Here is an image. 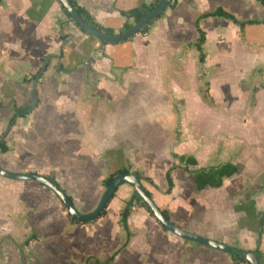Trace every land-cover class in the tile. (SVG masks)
<instances>
[{
    "label": "crops",
    "instance_id": "0c3cea01",
    "mask_svg": "<svg viewBox=\"0 0 264 264\" xmlns=\"http://www.w3.org/2000/svg\"><path fill=\"white\" fill-rule=\"evenodd\" d=\"M75 1L102 26L120 30L126 22L134 23L123 11L156 0ZM218 7L241 21L264 20V4L258 0H177L146 32L121 42L102 43L69 17L60 0H0V141L5 139L9 147L7 152L0 150V166L9 167L13 163L15 169L23 172L68 171L85 177L86 171H105L107 175L130 165L158 185L159 189L144 181L152 197L167 188V183L156 182L154 173L174 166L175 186L171 193L160 196L159 207L167 209L173 220L193 233L239 243L243 249L259 250L264 264V232L258 243L261 216L251 214L244 217V222L237 221L222 200L224 196L220 197L228 182L236 178L231 176L236 171L191 168L184 164L188 156L181 144L170 145L167 141L170 134L167 96L173 95L167 81L172 79L177 95L186 88L189 95L191 91L195 93L201 63L196 21ZM199 26L206 34L203 48L210 40L216 47L242 48L240 60L245 65H254L240 69V78L259 67L258 78L264 82V22L241 27L230 19L210 16L199 19ZM204 52L206 58L201 64H205L215 86L219 83L209 70L212 56ZM221 85L223 95L230 94ZM263 94L261 86L256 93L257 104L262 102ZM25 107H32V112L17 115L10 125L18 109ZM182 155L184 159H179ZM196 159L199 163L201 155ZM242 174L245 178L252 177L256 171H240L239 175ZM128 184L123 189L121 185L118 187L105 215L82 222L83 227L78 228L92 229L98 237L120 228L124 230L121 211L135 190ZM100 185L104 187L102 181ZM193 193H197L195 199ZM117 200H124V205L121 201L115 207L112 221L109 213H113ZM73 202L76 205L74 199ZM144 221L161 224L145 207L136 206L128 219L132 235L133 226ZM123 245L110 256H117Z\"/></svg>",
    "mask_w": 264,
    "mask_h": 264
},
{
    "label": "rangeland",
    "instance_id": "374dc122",
    "mask_svg": "<svg viewBox=\"0 0 264 264\" xmlns=\"http://www.w3.org/2000/svg\"><path fill=\"white\" fill-rule=\"evenodd\" d=\"M193 50L199 54L197 48ZM204 50L212 56L209 70L219 84L213 86L212 76L201 63L196 94L191 91L189 95L190 90L186 88L177 95L172 79L167 81L171 84L168 88L173 89V95L167 96L170 105L167 141L170 145L181 144L183 153L188 156L184 164L191 168L236 171L231 175L236 178L228 182L220 197L224 196L222 200L229 206L233 218L244 222V217L251 214L260 217L264 211V94L259 104L256 96L258 89L264 87V82L258 78L261 69L256 67L240 78V69H250L254 65H245L240 60L242 48L216 47L210 40ZM221 84L230 94L223 95ZM198 154L201 155L199 163ZM53 162L58 164L57 160ZM11 164L3 168L23 172ZM168 168L154 173L158 184L166 185ZM240 171H256V174L245 178L239 175ZM104 172L86 171L85 177L71 175L68 171L40 173L55 177L70 191L77 209L88 213L98 206L105 192L106 187L100 185L106 176ZM126 185L129 184H122L120 189ZM46 187L36 181L0 175V264H236L230 254L173 235L161 224L149 221L134 225L127 246L111 262L105 263L126 241V231L120 228L98 237L92 229L78 228L83 224H73L60 197ZM203 189L205 187L196 188L194 192ZM160 196L164 193L153 194L158 206ZM192 196L195 199L197 193ZM121 201L124 205V200H117L113 213H109L110 220H114L115 207L121 205ZM170 218L173 222L176 220ZM175 222L183 230L192 232L184 224ZM197 234L211 238L207 234ZM27 239L29 243L26 244ZM214 240L242 248L239 243Z\"/></svg>",
    "mask_w": 264,
    "mask_h": 264
},
{
    "label": "water",
    "instance_id": "95a60500",
    "mask_svg": "<svg viewBox=\"0 0 264 264\" xmlns=\"http://www.w3.org/2000/svg\"><path fill=\"white\" fill-rule=\"evenodd\" d=\"M60 1L63 3L67 11L71 14V19L73 21L79 23V25L82 28H84L91 36L95 37L98 40L107 41L109 43L121 42L136 35L141 30H143L145 26L149 25L151 21H154L171 3L174 2V0H161L159 4L152 11H150L147 15H145L141 20L134 23L130 29L124 30L121 33H117L115 35H108L103 31H99L96 28H94L84 17H82L78 13L74 5L72 4L71 0H60ZM46 63H47V59H45L43 68L46 66ZM37 82H38V78H36L34 82L35 104L37 102V89H36ZM0 175L11 179L34 180L49 187L60 197L68 213L72 217L78 219L81 222L92 221L99 218L103 209L108 204L113 192H115L120 185L124 183H130L134 186L136 192L154 211L158 221L170 231L176 233L182 238L194 240L198 243L205 244L217 249H221L230 254L240 256L245 260H247L250 264H262L260 252L257 249L247 250V249L239 248L221 241L204 237L197 233L185 231L179 226H177L172 220L168 219L162 213L160 207L156 204L153 198L143 188L141 179L137 172L116 177L115 180L111 183V185L106 187L105 192L98 206L92 212H88V213L80 212L77 209L74 202L72 201V199L70 198V195L67 193V191L64 190V188L59 183L54 182L50 177H47L45 175L36 172H13L6 170L1 166H0Z\"/></svg>",
    "mask_w": 264,
    "mask_h": 264
},
{
    "label": "trees",
    "instance_id": "16d2710c",
    "mask_svg": "<svg viewBox=\"0 0 264 264\" xmlns=\"http://www.w3.org/2000/svg\"><path fill=\"white\" fill-rule=\"evenodd\" d=\"M161 0H156L155 2L153 3H150V4H141V5H138V6H135L129 10H126V11H123L122 13L127 16L128 18H133L134 19V23L138 22L139 20H141L145 15H147L150 11H152L160 2ZM177 0H174L173 3H171L169 6L171 5H174V3L176 2ZM260 1L262 4H264V0H258ZM72 4L74 5V7L76 8V10L78 11V13L84 17L94 28H96L97 30L99 31H103L104 33L108 34V35H115L117 33H120L124 30H128L130 29L134 23H130V22H126L124 24V27L123 29H120V30H115L114 28H110V27H105V26H102L101 24H99L95 19L94 17L88 12V10H86L84 7L80 6L75 0H71ZM66 13L69 15V17H71V14L67 11V9L65 8V6L63 5ZM163 13V12H162ZM161 13V14H162ZM161 14L157 17L159 18L161 16ZM210 16H220V17H224V18H227V19H230L232 21H234L235 23H237L238 25H240L241 27L245 26L246 24H251V23H260V22H264V20H248V21H241L239 20L233 13L227 11L226 9L222 8V7H218L217 9H215L214 11L212 12H208L204 15H201L199 17V19H202V18H207V17H210ZM156 18V19H157ZM199 19L196 21V27L199 31V38L196 42V46L200 52V62L203 63L205 61V58H206V54L204 52V48H203V45L206 41V34H205V31L202 30V28L199 26ZM153 21H151L149 23L152 24ZM76 24L85 32V33H88L84 28H82L79 23L76 22ZM149 25L145 26L143 30H141L140 32H146L149 28ZM128 40V39H127ZM102 43H108L107 41H101ZM33 108L32 107H25V108H19L18 109V112L16 113V115L11 119L10 121V125H13L14 122H15V118L16 116H24V115H27L29 114L30 112H32ZM0 150L2 152H7L9 150V147L7 146L6 144V140L5 139H2L0 141ZM180 159H184V156H180L179 157ZM175 167L172 166L170 167L167 171H166V174H165V177H166V180H167V188L163 191L164 193H171L174 186H175V183H174V178H173V175H172V171ZM185 169H187V167H184ZM133 172H137L140 179H141V183H142V186L143 188L146 190V192L152 197V193L151 191L145 186L144 184V181L146 182H149L150 184H152L153 186H155L156 188L159 189L158 185L155 183V181L149 177V176H145L141 171H138V170H135L132 168V166L128 165V166H124V167H121L119 168L118 170H116L115 172H111V173H108L105 178L102 180V184L104 185V187H108L109 185H111V183L115 180L116 177L118 176H121V175H127V174H131ZM54 182L58 183L57 180L54 178V177H50ZM118 190V188L116 189V191ZM116 191L113 192V194L111 195V198L108 202V204L106 205V207L103 209L101 216L105 215L107 213V207L109 205V203L111 202V200L114 198L115 194H116ZM70 198L72 199L73 201V198L72 196L70 195ZM153 198V197H152ZM136 206H143L145 207L149 212L150 214L156 218V214L154 213V211L151 209V207L143 200V198L136 192V190H134V193L132 195V197L126 201V204H125V207L122 209L121 211V220H120V223H121V226L122 228L126 231L127 233V239L124 243L123 246H126L129 241H130V238L132 236V232L130 231L129 229V224H128V219L132 213V210L134 207ZM161 211L162 213L168 218V219H171L170 218V213L167 209H164V208H161ZM70 218H71V221L73 223H82L81 221H79L78 219L72 217L70 215ZM157 219V218H156ZM89 222V221H87ZM87 222H84V223H87ZM164 227V229L168 230L164 225H162ZM264 232V211L262 212V215L260 217V222H259V230H258V233H259V236H258V243H260L261 241V236ZM25 243H29V239H27L25 241ZM260 252V251H259ZM117 254V253H115ZM260 256L262 257V254L260 252ZM231 257L233 259L234 262L236 263H240V262H245V263H249L247 260H245L244 258L240 257V256H237V255H234V254H231ZM114 257L113 256H110L106 261L105 263H109ZM24 264V263H23Z\"/></svg>",
    "mask_w": 264,
    "mask_h": 264
}]
</instances>
